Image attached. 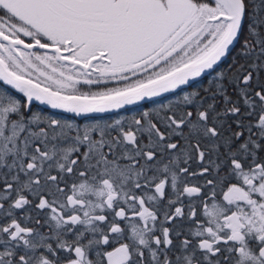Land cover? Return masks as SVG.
<instances>
[{"label":"snow or ice","instance_id":"6c2138e0","mask_svg":"<svg viewBox=\"0 0 264 264\" xmlns=\"http://www.w3.org/2000/svg\"><path fill=\"white\" fill-rule=\"evenodd\" d=\"M0 264H264V0H0Z\"/></svg>","mask_w":264,"mask_h":264},{"label":"trees","instance_id":"16d2710c","mask_svg":"<svg viewBox=\"0 0 264 264\" xmlns=\"http://www.w3.org/2000/svg\"><path fill=\"white\" fill-rule=\"evenodd\" d=\"M129 108V113H132V112H135L137 110V106H131V107H128ZM120 114H126L124 112H121ZM65 115H68V114H65ZM110 114H105V115H100V116H97V117H101V118H107Z\"/></svg>","mask_w":264,"mask_h":264},{"label":"water","instance_id":"95a60500","mask_svg":"<svg viewBox=\"0 0 264 264\" xmlns=\"http://www.w3.org/2000/svg\"><path fill=\"white\" fill-rule=\"evenodd\" d=\"M41 107H45L43 105H41ZM128 107H131V106H128ZM68 115H71V114H68ZM95 116H100V115H105V114H94Z\"/></svg>","mask_w":264,"mask_h":264}]
</instances>
